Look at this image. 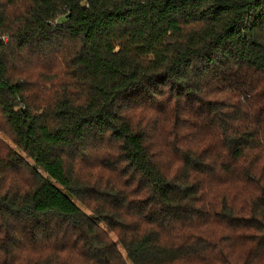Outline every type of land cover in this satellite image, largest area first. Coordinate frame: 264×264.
Segmentation results:
<instances>
[{"label":"trees","instance_id":"trees-1","mask_svg":"<svg viewBox=\"0 0 264 264\" xmlns=\"http://www.w3.org/2000/svg\"><path fill=\"white\" fill-rule=\"evenodd\" d=\"M0 133V264H264V0H0Z\"/></svg>","mask_w":264,"mask_h":264},{"label":"rangeland","instance_id":"rangeland-1","mask_svg":"<svg viewBox=\"0 0 264 264\" xmlns=\"http://www.w3.org/2000/svg\"><path fill=\"white\" fill-rule=\"evenodd\" d=\"M0 137H1L5 142H8V144H9L12 148H14L15 150H17V151L19 152V150L14 146V144H13L12 142L9 141V139H8L7 137H5L4 135H2L1 133H0ZM77 204H78L79 206H81L82 209H83L84 211H86L87 213H90L89 210H87V208L83 207L80 203L77 202ZM102 227H103V229L105 230V232L108 234V236H109L111 239L116 240V237H117V236H116V233H115V232H113L112 230H109V229H108L106 226H104V225H102ZM121 250H122V248H121Z\"/></svg>","mask_w":264,"mask_h":264}]
</instances>
